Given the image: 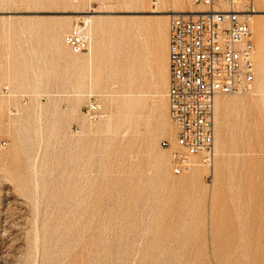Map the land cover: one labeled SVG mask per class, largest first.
<instances>
[{"label": "rangeland", "instance_id": "1", "mask_svg": "<svg viewBox=\"0 0 264 264\" xmlns=\"http://www.w3.org/2000/svg\"><path fill=\"white\" fill-rule=\"evenodd\" d=\"M254 6L253 92L219 97L213 165L174 175L161 146L174 132L167 15L203 7L0 0V264H264V1ZM81 20L91 42L74 53L65 36Z\"/></svg>", "mask_w": 264, "mask_h": 264}, {"label": "built area", "instance_id": "2", "mask_svg": "<svg viewBox=\"0 0 264 264\" xmlns=\"http://www.w3.org/2000/svg\"><path fill=\"white\" fill-rule=\"evenodd\" d=\"M196 0L203 12L173 15L168 28V116L174 130L161 146L174 175L197 164L211 167L215 148V104L223 95L251 93L256 77L255 42L250 15L254 0ZM90 22L81 20L65 37L74 52L91 42ZM91 120L100 119L91 100Z\"/></svg>", "mask_w": 264, "mask_h": 264}, {"label": "bare ground", "instance_id": "3", "mask_svg": "<svg viewBox=\"0 0 264 264\" xmlns=\"http://www.w3.org/2000/svg\"><path fill=\"white\" fill-rule=\"evenodd\" d=\"M242 1V0H241ZM240 1V2H241ZM244 1V0H243ZM242 1V2H243ZM260 1H264V0H260ZM254 4H255V0H254ZM203 10H204V8L203 9H200L199 11H193V12H188V11H171V12H169V14L167 15L168 17H172V15H174V14H181V15H188V16H196L197 14H199V13H201V12H203ZM88 12V11H87ZM155 12H158V11H155ZM188 12V13H187ZM259 12H261V11H259V10H256V8H255V14L254 15H250V20H251V18H254V17H256V15L259 13ZM85 17H88V18H91L92 16H85ZM75 27V26H74ZM253 29V28H252ZM254 32V31H253ZM69 33V32H68ZM67 33V34H68ZM66 34V35H67ZM66 37V36H65ZM65 43H66V41H65ZM67 44V43H66ZM67 46H68V44H67ZM70 48V47H69ZM71 49V48H70ZM72 50V49H71ZM73 51V50H72ZM74 52V51H73ZM84 52V51H83ZM74 53H81V52H74ZM254 58H255V53H254ZM168 59H169V57H168ZM255 65H256V63H255ZM255 79H256V77H255ZM168 83H169V80H168ZM254 83H255V81H254ZM253 92V91H252ZM249 94V93H248ZM220 97V96H219ZM217 98L216 99V104H218L219 102H220V98ZM216 104H215V108H216ZM216 110V109H215ZM215 142H216V138H215ZM215 148H216V143H215ZM215 160V159H214Z\"/></svg>", "mask_w": 264, "mask_h": 264}, {"label": "crops", "instance_id": "4", "mask_svg": "<svg viewBox=\"0 0 264 264\" xmlns=\"http://www.w3.org/2000/svg\"><path fill=\"white\" fill-rule=\"evenodd\" d=\"M168 62H169V59H168Z\"/></svg>", "mask_w": 264, "mask_h": 264}]
</instances>
